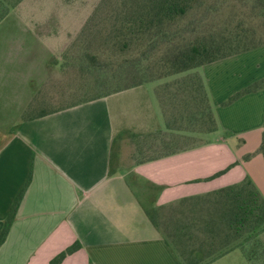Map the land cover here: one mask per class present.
Wrapping results in <instances>:
<instances>
[{"label": "crops", "instance_id": "obj_1", "mask_svg": "<svg viewBox=\"0 0 264 264\" xmlns=\"http://www.w3.org/2000/svg\"><path fill=\"white\" fill-rule=\"evenodd\" d=\"M17 11L0 20V264H50L73 245L59 264H184L160 223L196 234L214 194L246 180L264 198V46L56 108L67 42H39ZM198 87L216 131L208 116L187 128Z\"/></svg>", "mask_w": 264, "mask_h": 264}, {"label": "rangeland", "instance_id": "obj_2", "mask_svg": "<svg viewBox=\"0 0 264 264\" xmlns=\"http://www.w3.org/2000/svg\"><path fill=\"white\" fill-rule=\"evenodd\" d=\"M121 2L122 0H0V18L6 11L9 13L17 8L23 22L35 28L39 42H67L62 56L66 55V75L69 76L71 94L70 98L64 96V99L56 102V108L74 105L85 99H93L100 93L124 87L129 80H111L108 76H111L118 63L137 59L148 48V42H159L158 47L148 55V71L156 74L153 78H162L166 76L165 70L153 66L152 62L167 52L170 47L168 42L180 46L190 42H219V36H228L237 25L253 27L257 36L262 35V22L256 18L259 8L252 0H193L189 11L175 24L166 25L159 32H149L135 40L134 36L123 35L124 15L133 9L122 6ZM253 8L257 10L252 11ZM122 42L131 43L120 50ZM92 58L95 59L93 66ZM197 93L200 95L198 89ZM187 128L195 133L203 131L199 125ZM194 143L200 144L202 141H190L187 145ZM159 225L170 241V224L164 222ZM246 251L249 258L248 254L235 249L208 264H264V232L260 234L257 246Z\"/></svg>", "mask_w": 264, "mask_h": 264}, {"label": "trees", "instance_id": "obj_3", "mask_svg": "<svg viewBox=\"0 0 264 264\" xmlns=\"http://www.w3.org/2000/svg\"><path fill=\"white\" fill-rule=\"evenodd\" d=\"M192 1L122 0V6H129L130 9H133L124 15L125 32H123V35L125 37H128V35L129 37L134 36L136 40L141 39L143 35L149 32H159L166 25L171 26L180 18H183L191 8ZM252 1L259 8L258 10L253 8L252 11L257 10L256 18L262 22L260 26L261 36H257L256 29H253V27L244 28L242 25H237L230 31L228 36H219V42L214 40L210 41L209 44L206 42H190L189 44L184 43L185 45L181 44V46L168 42L170 47L167 48V52L160 58L153 60V66L164 69L165 74L168 76L194 70L206 64L264 46V0ZM7 14L6 11L0 20ZM130 43L122 42L120 50L127 48ZM158 43L148 42V48L146 51L141 52L137 59L124 60V62L117 64L108 79L129 80L124 87L122 86V88L112 92L100 93L99 96L93 99H85L82 102L92 101L160 79L159 77L153 78L156 74H151L148 71L150 66L146 63L149 61L148 55L158 47ZM92 63L93 66L95 63L94 58H92ZM258 85L259 83L254 85L252 89H256ZM260 85L264 88V80L260 82ZM198 88L200 91L198 111L197 113L193 112L192 123L201 127L208 116V130L211 132L216 131V123L211 120L210 107L202 105L201 87ZM258 152L264 156V133ZM214 195L216 202L221 204L217 205L219 207L215 205L214 211L217 216L194 224L197 230L196 234L188 235L181 232L172 235L170 243L184 264H200L204 261H212L235 249H239L247 255L246 249L257 246L259 236L264 232V198L249 180L222 189ZM11 219L12 214L0 234V244L4 240L7 225ZM186 228L187 226L184 227V229ZM76 247L77 245H73L53 259L50 264H59ZM249 256L248 254V258Z\"/></svg>", "mask_w": 264, "mask_h": 264}]
</instances>
